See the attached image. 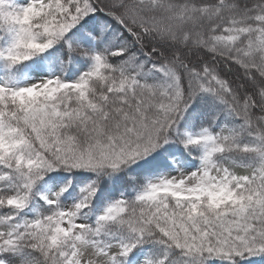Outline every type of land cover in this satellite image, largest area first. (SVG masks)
Instances as JSON below:
<instances>
[{"label": "snow or ice", "instance_id": "1", "mask_svg": "<svg viewBox=\"0 0 264 264\" xmlns=\"http://www.w3.org/2000/svg\"><path fill=\"white\" fill-rule=\"evenodd\" d=\"M0 72V264H264V0H0Z\"/></svg>", "mask_w": 264, "mask_h": 264}, {"label": "rangeland", "instance_id": "2", "mask_svg": "<svg viewBox=\"0 0 264 264\" xmlns=\"http://www.w3.org/2000/svg\"><path fill=\"white\" fill-rule=\"evenodd\" d=\"M238 171H239L241 174H243V170L238 169Z\"/></svg>", "mask_w": 264, "mask_h": 264}, {"label": "trees", "instance_id": "3", "mask_svg": "<svg viewBox=\"0 0 264 264\" xmlns=\"http://www.w3.org/2000/svg\"><path fill=\"white\" fill-rule=\"evenodd\" d=\"M17 2H21V0H17ZM0 75H2V72H0Z\"/></svg>", "mask_w": 264, "mask_h": 264}]
</instances>
